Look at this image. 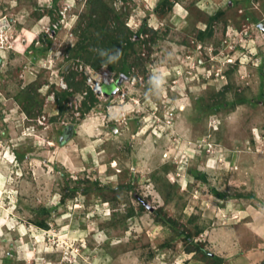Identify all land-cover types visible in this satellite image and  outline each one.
Wrapping results in <instances>:
<instances>
[{
	"label": "rangeland",
	"instance_id": "1",
	"mask_svg": "<svg viewBox=\"0 0 264 264\" xmlns=\"http://www.w3.org/2000/svg\"><path fill=\"white\" fill-rule=\"evenodd\" d=\"M104 1L149 33L127 75L77 63L72 110L95 105L73 120L52 94L87 0H0V264H264V0ZM31 83L35 118L14 100Z\"/></svg>",
	"mask_w": 264,
	"mask_h": 264
},
{
	"label": "trees",
	"instance_id": "2",
	"mask_svg": "<svg viewBox=\"0 0 264 264\" xmlns=\"http://www.w3.org/2000/svg\"><path fill=\"white\" fill-rule=\"evenodd\" d=\"M99 1H101L100 4H98ZM168 2L169 0H161L159 2V6L163 7V5ZM87 4L89 12L88 14H81L79 16V23L76 29L77 31L75 32L76 36L78 35V41L75 46H73V48L68 50V55L66 57L67 60H73L74 64L73 69L69 70L68 73L62 74V77L64 78L67 85V89L56 91L52 90V95L54 96L53 102L58 109V114L56 116L57 118L55 119H61L63 116L68 114L73 109V107L71 106L72 98H74L76 94H83L85 92V89L88 88L84 74L79 73L75 68L77 67V63L84 60L85 64L88 63V65H90V61L92 59L91 57L96 54L95 64H92L94 66V69L101 70V67H107L111 72L127 75L130 72L131 68H128V66L126 65L129 57L128 52L129 50L135 48V40H133L132 38L135 36L137 38H140L142 34L148 35L149 33V30L145 29V25L139 32L135 34H133L127 28H122L125 23L121 25V17L119 16V14L115 13L104 0H87ZM102 13L105 15H103ZM83 25L84 28L81 31L80 28ZM211 29L212 27L210 26V29L207 32L198 34L200 41H209L214 36ZM150 39L153 41L156 38L154 35H151ZM86 55H89V57H86ZM226 87L227 86L224 87V90L226 89ZM39 88L40 87H37L35 83H31L27 86L26 89L23 88L22 91L18 92V94L15 96L14 100L18 103L20 109L24 114L28 116V118L36 117L35 106L38 102ZM224 90H221V92H223ZM221 92H218L216 96L220 95ZM89 93L90 96H88L89 94H87L86 97L82 98L81 106L77 110H72V117L74 116V113L76 111V114H80L81 118L83 119L85 115L92 111L95 105V96L93 93H91V91ZM88 99L92 100L91 105ZM202 102L204 106V104L207 105V102L209 101L204 97L202 98ZM218 105L219 104H216L215 106L209 108L208 105L204 106L203 108L205 110V115H207L208 113L213 114L218 112ZM74 119L75 116L73 117V120ZM193 169L194 168L189 167L187 173L193 176L195 175L196 179H205L203 175L197 174L199 172L193 171ZM130 188L132 189L131 185H120L114 189V192L117 193L118 191H121L123 189L130 190ZM90 190L91 189L86 188L85 192H88ZM213 193H216V195L218 196H222V194H220V192L216 190H214ZM68 194L70 196L72 195L71 193L62 194L61 198L64 199L65 195L68 196ZM141 209L144 210V207H141ZM38 211L42 214H45L46 208L43 207ZM156 211V222L163 221L162 223H164L165 225L174 223V221L169 218V216H161V212H159V210ZM133 213V209L129 210L126 217H132L134 215ZM36 226L40 229H44L43 227H46L44 222H38ZM183 233L186 234L185 238L187 245L189 246L186 248V251L188 253H194V251L196 253L203 250L202 242H195L192 238L193 236L191 235V233H187L185 231H183ZM204 255H206V252Z\"/></svg>",
	"mask_w": 264,
	"mask_h": 264
},
{
	"label": "crops",
	"instance_id": "3",
	"mask_svg": "<svg viewBox=\"0 0 264 264\" xmlns=\"http://www.w3.org/2000/svg\"><path fill=\"white\" fill-rule=\"evenodd\" d=\"M244 224H245V223H244ZM256 225H258V226H261L260 222H259L258 224H256ZM235 227H236V228H238L237 224H235ZM245 229H246V228H245ZM258 229H260V228H256V232H257V230H258ZM259 232H260V231H259ZM227 234H229V235H230V233H229V232H228ZM247 234H249V235H250V233H249V232H248ZM247 234H244V235H243V234H241L242 238H243V239H245V237H248V235H247ZM236 235H237V234H236ZM248 238H249V237H248Z\"/></svg>",
	"mask_w": 264,
	"mask_h": 264
},
{
	"label": "clouds",
	"instance_id": "4",
	"mask_svg": "<svg viewBox=\"0 0 264 264\" xmlns=\"http://www.w3.org/2000/svg\"><path fill=\"white\" fill-rule=\"evenodd\" d=\"M8 45H11V43H7ZM12 46V45H11ZM16 48V47H15ZM110 71V70H109ZM111 72V71H110ZM111 73H113V72H111ZM63 89L65 90V89H67V85L65 84V86L63 87ZM93 91L96 93V89H93ZM98 92H99V90H98ZM52 97H53V99H54V96L52 95ZM97 97V96H96Z\"/></svg>",
	"mask_w": 264,
	"mask_h": 264
}]
</instances>
